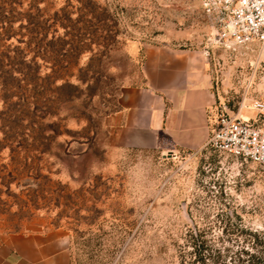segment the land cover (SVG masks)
<instances>
[{
    "label": "rangeland",
    "instance_id": "obj_1",
    "mask_svg": "<svg viewBox=\"0 0 264 264\" xmlns=\"http://www.w3.org/2000/svg\"><path fill=\"white\" fill-rule=\"evenodd\" d=\"M222 0H0V230L62 235L70 264H209L264 253V169L108 144L144 44L201 50L221 113L258 117L264 43L230 45Z\"/></svg>",
    "mask_w": 264,
    "mask_h": 264
},
{
    "label": "crops",
    "instance_id": "obj_2",
    "mask_svg": "<svg viewBox=\"0 0 264 264\" xmlns=\"http://www.w3.org/2000/svg\"><path fill=\"white\" fill-rule=\"evenodd\" d=\"M141 83L125 87L102 118L108 144L194 150L210 134L214 95L201 50L144 44ZM0 264H70L62 235L51 231L0 230Z\"/></svg>",
    "mask_w": 264,
    "mask_h": 264
},
{
    "label": "built area",
    "instance_id": "obj_3",
    "mask_svg": "<svg viewBox=\"0 0 264 264\" xmlns=\"http://www.w3.org/2000/svg\"><path fill=\"white\" fill-rule=\"evenodd\" d=\"M225 28L230 45L245 47L264 43V0H222ZM258 117L221 113L205 144L239 162H250L264 169V101L254 100Z\"/></svg>",
    "mask_w": 264,
    "mask_h": 264
},
{
    "label": "trees",
    "instance_id": "obj_4",
    "mask_svg": "<svg viewBox=\"0 0 264 264\" xmlns=\"http://www.w3.org/2000/svg\"><path fill=\"white\" fill-rule=\"evenodd\" d=\"M251 237L252 247L264 245V229L260 231L254 230L251 233ZM202 262V264H206L204 261ZM209 264H264V253H247L243 251L242 253H233L229 256L228 261L225 259H222L221 262L213 260Z\"/></svg>",
    "mask_w": 264,
    "mask_h": 264
}]
</instances>
